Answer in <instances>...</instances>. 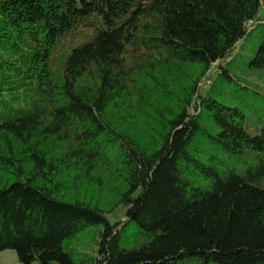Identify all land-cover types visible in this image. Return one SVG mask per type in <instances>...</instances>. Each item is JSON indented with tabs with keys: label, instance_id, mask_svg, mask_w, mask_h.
<instances>
[{
	"label": "trees",
	"instance_id": "trees-1",
	"mask_svg": "<svg viewBox=\"0 0 264 264\" xmlns=\"http://www.w3.org/2000/svg\"><path fill=\"white\" fill-rule=\"evenodd\" d=\"M262 8L0 0V252L20 264H264V87L241 77L264 73ZM102 168L118 182L109 207L70 195L101 187Z\"/></svg>",
	"mask_w": 264,
	"mask_h": 264
},
{
	"label": "rangeland",
	"instance_id": "rangeland-1",
	"mask_svg": "<svg viewBox=\"0 0 264 264\" xmlns=\"http://www.w3.org/2000/svg\"><path fill=\"white\" fill-rule=\"evenodd\" d=\"M259 18L264 20V8L260 10ZM256 21H254L252 24H249L248 28L253 26ZM258 23V22H257ZM213 68L210 71V78L212 81V75H213ZM245 76V82H247L248 85L251 86L252 88L257 89L255 86H261L264 87V73L262 74H256L250 75V74H244L241 77ZM264 89V88H262ZM258 89V90H262ZM257 90V91H258ZM264 92V90L260 91ZM149 118L147 116H142L139 112L135 114V122L132 123L133 128H131L132 132L137 133L139 132L140 137H142V133L145 130V125L146 122H149ZM146 121V122H145ZM150 124V122H149ZM98 175L101 177L102 181V186L98 187L96 185L92 184H81L80 189L75 192V190L69 191L71 194L74 196H78L81 198H84L90 202L97 203L99 206L103 208L109 207L114 201H116L117 196H116V191L115 188L118 185V182L115 181V176L109 172V170H104L102 168L101 170H98ZM6 179V176L2 173H0V181H4ZM116 185V186H115ZM135 195L131 196L127 201L122 203L116 210L107 215V218L110 223H115L117 221H120L124 218V213L127 209V207L130 205L132 200L134 199ZM87 237H81L77 239V242L75 245L77 248H87L86 244H88ZM85 245V246H84ZM0 264H20L16 258L15 252L13 250H4L0 252ZM31 264H39L38 262H33ZM51 264H56V263H51Z\"/></svg>",
	"mask_w": 264,
	"mask_h": 264
},
{
	"label": "built area",
	"instance_id": "built-area-1",
	"mask_svg": "<svg viewBox=\"0 0 264 264\" xmlns=\"http://www.w3.org/2000/svg\"><path fill=\"white\" fill-rule=\"evenodd\" d=\"M209 82L210 81L207 79V80H205L204 82L201 83V86L202 87L208 86L209 85Z\"/></svg>",
	"mask_w": 264,
	"mask_h": 264
}]
</instances>
